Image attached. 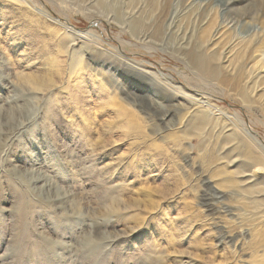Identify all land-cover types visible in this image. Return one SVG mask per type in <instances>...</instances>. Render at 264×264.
I'll list each match as a JSON object with an SVG mask.
<instances>
[{
    "label": "rangeland",
    "instance_id": "rangeland-1",
    "mask_svg": "<svg viewBox=\"0 0 264 264\" xmlns=\"http://www.w3.org/2000/svg\"><path fill=\"white\" fill-rule=\"evenodd\" d=\"M0 264H264V0H0Z\"/></svg>",
    "mask_w": 264,
    "mask_h": 264
},
{
    "label": "bare ground",
    "instance_id": "bare-ground-1",
    "mask_svg": "<svg viewBox=\"0 0 264 264\" xmlns=\"http://www.w3.org/2000/svg\"><path fill=\"white\" fill-rule=\"evenodd\" d=\"M138 26H140V22H135L134 24H133V28L134 29H137L138 28ZM188 54L189 55H191V54H193L191 51L190 52H188ZM228 54V53H227ZM202 60V59H201ZM204 62V61H203ZM185 96L187 97V98H190V99H194V101H193V105H195L197 108L199 107V103L197 102V101H199V99H195V97L194 96H192V95H189V94H185ZM200 102V101H199ZM201 103V102H200ZM200 109V108H199ZM218 113V112H217Z\"/></svg>",
    "mask_w": 264,
    "mask_h": 264
}]
</instances>
